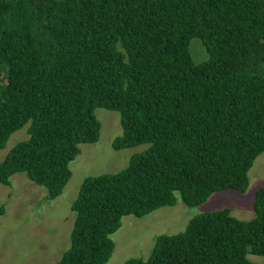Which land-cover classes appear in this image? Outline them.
Instances as JSON below:
<instances>
[{"label":"trees","instance_id":"1","mask_svg":"<svg viewBox=\"0 0 264 264\" xmlns=\"http://www.w3.org/2000/svg\"><path fill=\"white\" fill-rule=\"evenodd\" d=\"M200 39L207 58L190 51ZM97 107L118 111L120 150L149 144L118 172L88 176L57 264H105L126 215L245 193L264 152V0H0V183L24 172L64 192L80 145L101 134ZM256 216L222 208L159 234L124 264H255L264 256V186Z\"/></svg>","mask_w":264,"mask_h":264},{"label":"rangeland","instance_id":"2","mask_svg":"<svg viewBox=\"0 0 264 264\" xmlns=\"http://www.w3.org/2000/svg\"><path fill=\"white\" fill-rule=\"evenodd\" d=\"M200 43L198 38L190 42L196 62L208 57ZM95 114L102 125L100 138L95 143L80 145L81 153L70 163L73 175L57 198L49 200L47 189L24 172L11 177V186L0 183V264H57L71 244L70 234L76 216L72 205L84 179L122 170L133 154L149 146L114 149V138L123 134L120 113L97 107ZM27 126L13 133L6 146L0 149V162L16 144L28 138ZM249 177L245 193L219 190L194 207L187 206L178 194L173 206L157 208L143 217L124 216L121 227L111 235L116 247L105 264H124L131 257L148 258L157 235L181 232L194 216L206 211L229 207L240 219L254 218L255 195L264 186V152L255 160ZM248 257L255 264H264V256L249 254Z\"/></svg>","mask_w":264,"mask_h":264}]
</instances>
